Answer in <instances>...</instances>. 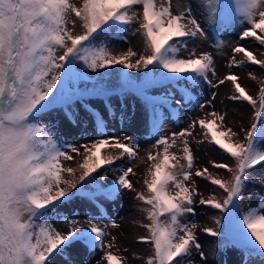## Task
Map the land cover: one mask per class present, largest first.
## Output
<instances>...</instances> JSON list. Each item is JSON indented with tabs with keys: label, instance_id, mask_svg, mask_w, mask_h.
<instances>
[{
	"label": "snow or ice",
	"instance_id": "6c2138e0",
	"mask_svg": "<svg viewBox=\"0 0 264 264\" xmlns=\"http://www.w3.org/2000/svg\"><path fill=\"white\" fill-rule=\"evenodd\" d=\"M208 29L215 33L212 47L217 53L225 47L221 31L239 29L228 68L248 63L264 69V59L240 43L252 38L264 46V0H175V5L173 0H0V264H135L140 259L144 264H197L193 249L200 264H208L195 231L200 226L184 219L196 215V195L200 205L224 214L211 218L215 227L200 230L218 238L216 246L225 252L232 249L238 256L233 264H264V193L256 206L243 210L247 186L264 187V79L255 98L232 72L216 79L213 53L200 51L197 43L209 40ZM129 33L142 36L144 54L134 62L137 53L131 47L116 53L101 39L125 40ZM237 54L245 59L238 60ZM133 70L141 75H132ZM226 82L233 86L228 100L247 102L254 109L250 127L241 125L239 132L225 123L226 111L215 110L216 93L202 103L195 91ZM92 98L102 102V110ZM129 98L139 101V109L136 104L129 108ZM185 106L212 107L206 113L211 119H193L169 134L164 121L179 120ZM57 110L78 134L91 138L78 144L59 142L55 125L41 120ZM134 119L154 137L146 156V193L136 192L129 179L136 175L132 161L139 157L137 136L109 135V121L123 128ZM177 140L180 156L170 151ZM193 142L214 145L230 156L234 165L211 161L214 168L226 169L230 179L214 177L206 167L193 172ZM105 149L118 154L105 155ZM72 153L82 158L77 168L62 163L73 161ZM117 160L124 163L110 167ZM146 161L139 157L140 163ZM109 172L118 173L110 184L105 183ZM193 176L206 178L226 195L205 199ZM124 190L136 192L135 211L143 220L132 223L145 230L136 242L150 248L146 256L118 254L115 236L106 242L107 227H120L116 221L101 226L95 216L85 213L81 218L76 208L58 211L79 198L80 205L91 206L103 218L100 202L114 203ZM96 251L100 258L89 260Z\"/></svg>",
	"mask_w": 264,
	"mask_h": 264
},
{
	"label": "rangeland",
	"instance_id": "374dc122",
	"mask_svg": "<svg viewBox=\"0 0 264 264\" xmlns=\"http://www.w3.org/2000/svg\"><path fill=\"white\" fill-rule=\"evenodd\" d=\"M184 2L193 3L194 0H184ZM173 5H175V0H173ZM194 12L197 15V18H200L199 11L195 9ZM74 18V15H73ZM207 27V25H203ZM138 27V24H134L133 28ZM210 33V38L208 41H197L199 44L200 51H210L213 53L216 68H217V77L216 79L222 78L224 75L232 72L240 77L239 82L245 89L252 95L254 98L257 97L259 88H260V80L264 79V69H261L257 65H251L246 63L241 68H237L233 66L232 68H228L226 66L227 61L232 55V46L237 42L238 35L237 30L228 31L222 30L220 33V37L225 41V47L221 53H217L215 48L212 47V36L215 35L208 29ZM81 31V29L77 28V32ZM75 34V33H74ZM102 40L108 43L109 47L113 48L116 53L119 52H126L129 47L132 48L133 51L137 53L136 57L132 58L134 62L140 54L143 53V46H142V36L140 33H136L135 35L129 33L125 40H120L119 38L113 36L109 37H102ZM240 43L246 45L248 50L253 51L258 59H264V46L259 45L258 42H254L252 38H249L245 41H240ZM193 44H189L188 47H193ZM236 58L238 60L245 59L243 54H237ZM121 66H116V68H120ZM249 73H253L257 79L253 80ZM94 76V74H90ZM132 75L140 76L141 73L132 71ZM209 78L211 79V74H209ZM91 83V81H89ZM198 94V97L202 103H207V101L211 100L212 94L216 93V99L212 101V104L215 106L216 111L220 112H227L225 117V123L228 126L233 128V131L239 132L241 125L245 128L250 127L253 116H254V109L251 105H248L247 102H233L227 99V96L232 94L233 86L231 82H226L223 85H220L218 88H210L206 84L202 85L199 89L195 90ZM177 98H179V94H177ZM129 108L131 104H136L137 109H139V101L132 100L131 98L128 99ZM91 103L94 106L101 107L102 110V102L92 98ZM113 103L116 105L117 111L119 110L120 105L117 103L116 99L113 98ZM213 110L212 107H205L203 110L200 108H189L185 106L180 110V119L177 120L175 118H169L164 121V128L170 134L171 132H179L181 129L186 128L187 125L191 122V120L196 118H204L206 117V113L211 112ZM62 113L59 110L50 112L41 117V120L44 123L51 122L55 125L53 131L56 134V138L61 143H85L87 142L88 138H91V134L89 137L86 138L83 135L78 134V130L72 128L70 124L66 120H63ZM105 118L107 119V115L105 114ZM207 119H211V117H206ZM219 123V122H218ZM109 135L115 134L117 136H123L124 134L136 135L137 139L140 141V152L139 157H143L146 161L147 150L151 147L154 143V137L150 135L149 130H145L143 127H138L135 123V119L133 123H126L123 128L116 122L109 121ZM200 129L197 127L196 133H199ZM195 134V133H194ZM241 138L243 133L240 134ZM199 139L200 137L197 136ZM191 139V138H190ZM233 139H236L234 137ZM180 141L177 140V145L172 148L170 151L177 153L178 156L182 155L180 151L181 148ZM191 148L194 155V168L192 169L193 172L197 168L203 169L208 168L209 172L217 178H222L225 180L230 179L231 174L227 172L226 169H217L212 166L211 161H215L217 163H226L230 165H234V161L230 156L223 153L221 150L216 148L214 145H210L208 143L197 145L196 143H191ZM105 155H117L116 151L112 149H105ZM75 157L73 161H63L65 167L71 166L73 168H77L78 164L82 162V158L76 156L75 153H72ZM139 157L137 160L132 161V164L136 165L134 167V171L136 172L135 176H129V179L133 182L134 188L136 192H145L146 188L143 184V180L146 174V170L149 166V162L140 163ZM124 163V160H117L116 164L110 167H116ZM181 163H185V161H181ZM100 171H104L101 169ZM261 173H264V169L260 170ZM254 175H258L260 173H253ZM80 175V171L76 172V178ZM118 173L109 172L107 176V180L105 183H109L116 178ZM66 179H71L72 177H68L65 174ZM195 181V187L200 192L205 199H207L210 195H215L217 199L222 200L226 194L223 193V190L219 189L218 186H214L210 184V182L206 178L195 177L192 178ZM136 192L124 190L123 194L119 197V199L114 203H109L107 201H101L100 203L104 207L105 215L103 218L96 215V210L90 207H83L80 205L79 198L73 201L71 205H64L58 211L69 212L70 208H76L79 212L81 218L84 217L85 213L89 216H95L94 222L100 224L101 226L110 225L111 221H116L117 224L120 225L118 228L107 227V231L109 236L106 238V242L110 240L112 236L117 238L116 244L117 247L120 248V252L118 254H122L124 256H130L132 252L140 253L146 256L150 252V248L145 244H140L136 242V238L140 235L145 234V230L138 225L132 223L134 220H143V215L135 211V205L139 202L134 199ZM264 193V187L256 184H249L245 190V198L243 201V210H247L248 206H256L259 196ZM249 195L251 199H249ZM201 196L196 195L194 196V205L193 207L196 209V215H187L184 219L189 222L197 223L200 228L202 227H215L214 222L212 221L213 216H220L223 217V213L219 212L217 209H212L209 206L200 205L199 200ZM51 216V213H49ZM146 222V221H145ZM52 223L61 231H66V226L58 223L56 220H52ZM225 227V222L222 220L220 230L223 231ZM200 228H197L196 235L203 245V251L206 255H208V264H223V261H227L228 264H233V261L238 259L237 255L233 254L232 249H229L225 252L223 249L217 247L216 245L220 242L218 238H212L207 236L203 233ZM127 247L129 249L128 252H124L123 249ZM213 250L215 251V255H213ZM113 252H116V248L112 249ZM193 255L196 258L197 264L199 262V254L195 252L193 249ZM101 256L100 251H96L91 253L88 256V259L91 261H95L99 259ZM83 257H79L78 259H82ZM135 264H144L143 259L135 261Z\"/></svg>",
	"mask_w": 264,
	"mask_h": 264
}]
</instances>
